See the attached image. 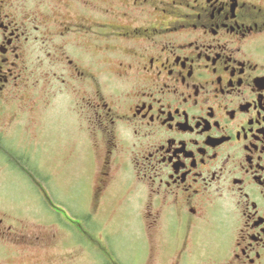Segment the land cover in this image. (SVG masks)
<instances>
[{
	"label": "flooded vegetation",
	"instance_id": "af4514ba",
	"mask_svg": "<svg viewBox=\"0 0 264 264\" xmlns=\"http://www.w3.org/2000/svg\"><path fill=\"white\" fill-rule=\"evenodd\" d=\"M71 1L40 18L26 0H0V165L20 167L47 213L39 225L0 209V264L95 241L90 221L114 190L142 207L143 262L150 237L169 264H264V0ZM55 37L74 46L60 84L95 159L86 217L55 204L51 175L37 182L40 147L7 108L26 90V53ZM87 42L113 63L105 76ZM102 254L94 264H118Z\"/></svg>",
	"mask_w": 264,
	"mask_h": 264
},
{
	"label": "rangeland",
	"instance_id": "374dc122",
	"mask_svg": "<svg viewBox=\"0 0 264 264\" xmlns=\"http://www.w3.org/2000/svg\"><path fill=\"white\" fill-rule=\"evenodd\" d=\"M71 2V0H26L25 5L42 18L49 17L50 12L55 16L60 15L65 11L64 6ZM62 41L64 40L55 37L53 40L50 39L49 47L37 43L29 49L25 57L27 71L23 84L26 90L21 89L19 100H10L7 108L16 110L18 114L13 125H22V128L30 129L40 147L38 148L40 159L33 165L35 171L32 170L38 174L37 182L44 186V177L47 173L51 175V196L54 202L65 208L72 217H81L82 214L86 217L88 205H84L86 203L84 200L91 195L90 188L94 182L91 179V173L95 171V159L91 154V145L87 142V132L75 130V114L70 105L69 108L74 115L71 114L68 103L64 100L75 98L73 92L65 91L60 84L63 73L69 74H66L64 54L71 52L74 46L73 44L66 46ZM88 44L89 46L84 47V51L88 54V58L92 59L91 61L98 63L92 67L96 72L106 61L99 57H90L93 56L90 50H94V47ZM106 66V69L100 71V75L105 76L111 68L114 69L112 62L110 64L106 62ZM98 79L102 80L103 77ZM47 115H49L48 122ZM6 116L11 119L8 112ZM38 131L41 139L37 137ZM2 165H0V209L6 210L12 217L11 210L15 214L18 212L17 214L20 215L17 216L18 219L30 217L32 223L40 225L47 216L45 208L41 205L42 197L34 195L29 189V183L19 172L21 170L19 166H17L19 170L16 169V174L11 172L8 174L6 173L8 165ZM1 172H4L5 178ZM127 198V191L122 190L116 196V190H114L109 204L95 215L94 222L90 221L91 228L94 230L92 234L96 237L95 241L86 239L84 246H69L65 250L67 255L60 254L58 251L51 252L49 248L47 253L50 255L42 256L43 258L39 260L37 257L4 258V262L39 264L62 255L64 264H94L92 257L100 255L102 261H105L102 253L110 250L118 264H169L171 261L174 263L173 254L165 259L156 256L153 248L155 249L157 240L150 237L148 238L150 254L148 252L147 258L145 253L143 262L146 240L143 238L145 227L142 221V207L136 197H130V201H127ZM32 216H36V219ZM217 219H219L218 216ZM53 245L54 242L50 240L44 243L45 247Z\"/></svg>",
	"mask_w": 264,
	"mask_h": 264
}]
</instances>
